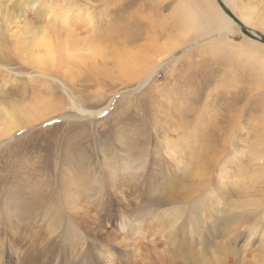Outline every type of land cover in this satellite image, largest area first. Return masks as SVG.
Listing matches in <instances>:
<instances>
[{
    "label": "rangeland",
    "instance_id": "obj_1",
    "mask_svg": "<svg viewBox=\"0 0 264 264\" xmlns=\"http://www.w3.org/2000/svg\"><path fill=\"white\" fill-rule=\"evenodd\" d=\"M82 1L47 4L57 16L81 8V23ZM131 1L89 0L90 16L97 36L140 30L134 57L147 38L171 43L141 88L113 78L108 53L69 60L63 24L43 4L35 32L47 31L64 66L50 69L25 30L0 31L1 110L30 116L24 107L37 104L0 135V264H264V46L235 25L215 31L214 0ZM225 3L264 35V0ZM189 7L203 11L199 38L178 21ZM80 83L102 92L87 98ZM65 91L91 115L69 109Z\"/></svg>",
    "mask_w": 264,
    "mask_h": 264
},
{
    "label": "bare ground",
    "instance_id": "obj_2",
    "mask_svg": "<svg viewBox=\"0 0 264 264\" xmlns=\"http://www.w3.org/2000/svg\"><path fill=\"white\" fill-rule=\"evenodd\" d=\"M9 1L10 0H0V31L2 28H5L7 33H9L11 35L16 34L17 38L22 37V35H24L21 33L22 30H25V32H28L29 36L31 38L30 43L32 42L33 45H36V47H40L41 49L42 48L44 49L45 55L43 57L45 58L46 62L49 59L48 67L50 69H57V66L62 67L64 65L57 64V61L55 60L54 55H53L54 47L53 48L51 47L52 43H50V39L46 35L47 31H45V29H44V31H41L39 34H37V32H35V30H38V28L34 27L37 25L33 24L32 19L34 17H32V15H36L35 11L38 9L39 10L41 9V7H42L41 4H43L42 9H43V12L45 14L44 16L47 17V14H49L53 21L59 20V22L63 24V26H61L63 28H61L62 30L60 29V32H63V35H64L65 52L68 55L69 60H71L73 62L75 60L79 63L80 62L83 63L87 60V61H89V63H93L94 61H96L95 60L96 57H98V58L104 57V56H106V53H108V55L110 56V59L112 60V63H113L112 68L115 71V76L113 75L114 76L113 78L118 79V80H120V79L124 80V81H120L121 83L135 82V84L138 85L137 86L138 88L143 87L147 83V80L157 70L160 69V66L164 63L163 59L167 55L169 56L170 53H173L171 48H170L171 43H169V44L164 43L162 45H159L155 49L154 45L157 43V40L150 37V38H147L145 40L147 42V44H146L147 46H145L144 44H141L137 48L139 49L140 52L146 53V55L153 56V57L152 58L139 57L140 53L138 50H136L137 55L134 57V54H131V52L129 51V48H133V46L138 41L143 39L141 31L137 30V29H130L129 30L128 35L132 34V37L129 36L130 38H128V39H127V37H125V35L123 33H118V32L116 34H108L106 37L104 35L97 36L95 34L94 27H92L93 25H92L91 16H90L91 5H93V4H90L89 0H87V1L83 0L82 1L84 3V5L83 4L82 5L85 6L86 10L84 11L85 14L83 13L84 15L82 17H80V19H84L85 22L82 21L81 23L80 22L78 23V21H77V19H78L77 16L80 15L79 13L81 11L80 10L81 8L80 9L78 8L75 10V7H72L71 5L65 6L66 8L63 7L65 9L62 10L63 12L61 13L62 16L60 14L57 16V15L53 14L54 11H53V9H51V6H49V4H47V0H14L13 4H10ZM227 1H228V3L231 2V0H227ZM133 3L134 2L132 0L131 5H133ZM211 4L218 5L217 9H219V11L216 12L219 19H218V25H217L215 31H219L218 33L223 34V35L225 33L231 34L232 25H235V28L237 27L243 36L248 38L250 41L259 43L260 45L264 46V43L260 42L258 40L259 35H262V34H260L259 32L251 31L247 26L243 25L242 21L235 18L233 13L231 12V10L228 9L227 4L225 3V0H214L213 2H211ZM209 5H210V3H209ZM233 6H234V2H233ZM223 9H226V11L230 12V13L227 14V12L223 11ZM202 12L203 11L201 8L194 7L192 9V7L191 8L189 7V9H187L185 11V13H181L178 16L179 24L182 26L188 25L189 28L192 29L193 34L194 33L196 34V36H195L196 38H199V36H202L201 32L207 33L205 31V29H207V28H205L206 25L202 24V21H201L202 15H203ZM208 15H209V13H208ZM216 20H217V18H216ZM45 25H47V24H45ZM87 26H90V27H87ZM44 27H46V26H44ZM39 28H42V26H40ZM243 28L247 29L249 35H246L241 31V29H243ZM208 29H209V27H208ZM210 30H211V28H210ZM156 33H158V31L152 32L151 34H156ZM225 36L226 35H224V37ZM254 36H256L257 39H253ZM262 36L264 37V35H262ZM20 40H23V39L20 38ZM107 40H111L112 42L109 43L108 47L102 46L103 45L102 42H105ZM25 41H26V39H25ZM25 41L23 43H25ZM175 41H176L175 43L180 42L178 40H175ZM166 44H168V45H166ZM110 46H111V48H110ZM118 46H120V48ZM33 47H35V46H33ZM172 47H173L174 52H175L176 47L174 45ZM40 48H37V49H40ZM109 48H110V51H109ZM144 48H145V50H143ZM27 49H29V48H27ZM261 49H263V48H261ZM31 50H29V51L31 52ZM1 53H0V55H1ZM37 56L39 57V59L42 58V57H40V54H38ZM167 58L168 57H166V59ZM35 60H37L36 57H35ZM70 64L71 63L68 61L67 65H70ZM88 65H90V64H88ZM67 71H68V73H70L71 67H68ZM34 73H36V72H34ZM112 74H113V72H112ZM40 75L46 76L43 74H40ZM100 77H101V74L95 75V80H94L95 84H99L98 83L99 80H102ZM63 79L66 80V78H63ZM67 80H69V81H67ZM67 80L66 81L68 82V85L71 88L76 86V82L73 81L74 78L71 77V75H69L67 77ZM79 87L84 92L87 93L85 95V97H87V98H90L91 96L95 97L97 95H100L102 92V91L97 92L99 94H97L96 92H95V94L89 93L88 89L90 88V85L88 83L87 84L80 83ZM43 92H45L47 95H51L49 87L48 88L46 87L43 90ZM64 93L66 94V96L68 98L67 101H68L69 109H74L75 111L82 113V114L91 115V113L83 110V108H81V106L76 105V103H74L73 100L75 99V97H73L72 93H68L67 91H65ZM24 108L27 110V112L31 113L30 116H28V114L26 115V112L24 110H15V108H13V107H11L9 109L8 113L6 112L5 109L1 110V108H0V117L3 116L5 118L0 123V135L8 136L10 133L16 131L17 129H21L22 128L21 126H23V123H26V124L29 123L28 121L30 120V118H32L34 116V111H36L37 104H33L32 106L30 104V105H28V107L25 106ZM4 113H7V114H4ZM97 114H99V113H97Z\"/></svg>",
    "mask_w": 264,
    "mask_h": 264
},
{
    "label": "water",
    "instance_id": "obj_3",
    "mask_svg": "<svg viewBox=\"0 0 264 264\" xmlns=\"http://www.w3.org/2000/svg\"><path fill=\"white\" fill-rule=\"evenodd\" d=\"M220 4H221V3H220ZM223 11L227 12L226 9H223ZM229 13H230V12H227V14H229ZM241 31H242L244 34L249 35L247 29L243 28V29H241ZM253 39H257L256 36H254ZM258 40H259L260 42H263V43H264V37H263L262 35H259V39H258Z\"/></svg>",
    "mask_w": 264,
    "mask_h": 264
}]
</instances>
